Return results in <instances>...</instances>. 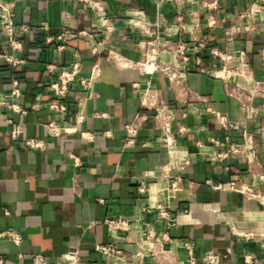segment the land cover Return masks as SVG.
<instances>
[{
	"label": "crops",
	"instance_id": "crops-1",
	"mask_svg": "<svg viewBox=\"0 0 264 264\" xmlns=\"http://www.w3.org/2000/svg\"><path fill=\"white\" fill-rule=\"evenodd\" d=\"M3 1L14 4L21 45L11 44L0 20V91L27 113L0 106V232L12 228L22 234L19 244L0 237L2 264H35L38 254L47 264H66L67 251H79L84 264H264V180L258 175L264 171V0H117V15L104 1L116 23L107 37L84 1ZM136 18L158 37L130 23ZM62 27L89 31L106 49L94 54L89 41L77 38L60 51L55 36ZM178 41L205 45L200 53L190 51L183 89L162 70L178 63L175 54L152 52ZM210 47L231 53L229 65L241 67L229 78L240 88L237 96L228 93L224 62ZM4 56L22 62L10 64ZM73 61L81 63L80 77L89 78L96 65L99 75L88 86H71L64 115L45 102L59 70ZM14 81L20 97L11 95ZM204 102L227 113L239 129L227 131L202 113ZM158 104L175 115L181 149L176 156L190 160L180 190L167 204L174 224L155 205L165 203L161 174L173 157L158 140ZM138 119L134 141L126 145V125ZM50 122L58 131H51ZM16 125L23 133L13 138ZM184 125L192 131L178 134ZM30 138L42 147H28ZM248 140L257 143L260 165L249 163ZM229 142L242 145L241 152L216 158ZM141 185L149 193H140ZM244 185L254 193L235 188ZM119 217L131 219L129 229L106 223ZM150 229L153 252L143 245ZM111 242L133 259L123 263L96 250ZM211 252L217 262L204 260Z\"/></svg>",
	"mask_w": 264,
	"mask_h": 264
},
{
	"label": "built area",
	"instance_id": "built-area-1",
	"mask_svg": "<svg viewBox=\"0 0 264 264\" xmlns=\"http://www.w3.org/2000/svg\"><path fill=\"white\" fill-rule=\"evenodd\" d=\"M86 2L89 6H91L98 17V24L96 28L99 30L100 33L104 34L106 37L111 34V32L115 29L116 23L114 18L109 13L108 9L105 6L103 0H81ZM253 11H260V7H253ZM15 16L14 12V4L7 3L3 0H0V20L3 24L4 32L8 37L11 44L14 47H20L21 43L16 39L17 31L15 29V25L13 22ZM68 17V14H66ZM131 24L143 29L146 33L153 35H157L158 33L153 29V27L143 21L142 18H136L130 21ZM213 23V21H212ZM211 23V24H212ZM185 25L182 26V29H185ZM25 29V28H22ZM55 38L60 41L58 49L60 51L65 50L68 46V41L83 38L90 42V49L91 51L96 54L102 52L106 49L103 41H96L94 40L93 33L86 31V30H76L75 28L69 27H62L61 30L56 34ZM204 44L202 42L194 43L192 45L178 41L175 45L165 44L159 49L156 47L152 48V52H157L159 50H169L175 54L176 58L178 59V63L176 64H167L162 66L163 72L168 76L171 84L179 89L187 88L186 87V80L188 69L186 67V62L189 60V53L190 51H196L200 53L201 49L204 48ZM148 49V47H147ZM210 52L219 57L223 62V68L221 69V76L225 80V86L227 88L228 93L231 95L237 96L240 88L237 85L232 84L229 81V78L234 74L241 73V67L236 65H229V62L233 60V55L231 53H226L220 50L218 47H210ZM244 56V52L241 53ZM8 63L10 64H18L22 62L20 59H16L13 56L7 57L4 56ZM261 58L264 61V48L261 50ZM56 68L55 65H50L49 69L54 70ZM80 70H81V63L80 61H73L69 66L64 67L59 70L56 79L50 84V88L53 92V96L48 99L45 104L48 108L54 112H59L61 114H66L69 107H68V96L71 86L75 82H79L83 86H88L98 75H99V67L96 65L93 67L91 75L89 78L80 77ZM11 95L14 97H20V89L18 87V82L14 81V87L11 92ZM250 99V97H249ZM40 102H36L34 107L40 106ZM244 107L247 109H252L251 105L248 101H243ZM0 106H9L14 110L26 114L27 111L23 109L21 106L17 104H12L7 99V95L0 91ZM154 115L153 118L157 124V127L160 131L159 135V142L161 145L166 147L168 152H170L173 157L168 165L165 167L163 173L161 174L162 179L165 181V185L163 188L159 189V192H163L165 196V200L163 202L156 203V207L159 209L160 215L162 217H166L170 219V223L174 224L175 219L171 217L170 212L168 210V203L169 201L174 198L177 192L181 188V173L185 169V167L189 164V158H183L176 156L181 152L179 140L177 137V133L173 130V123L175 120V115L173 112L168 109L163 104H158L154 106ZM202 113L204 114H211L213 115L218 123L225 128L227 131H233L239 129V126L229 119L227 113L217 111L213 105L209 102H204V107L202 109ZM141 118V116L139 117ZM139 119L137 122L131 123L126 125V130L128 133V138L126 140V145H130L134 141V136L137 133L139 127ZM48 127L51 131H58V124L56 122L48 123ZM66 129V128H65ZM192 131L191 126L184 125L178 129V134H186ZM23 133L22 128L20 125H16L11 130V136L13 138H18ZM246 136V134H244ZM227 141H229V137H227ZM26 145L31 148H41L42 142L37 139H27L25 141ZM248 147V156H249V163H259V152L257 143L253 140L247 141ZM242 150V145L238 143H228V148L224 151H221L216 154V158L224 159L229 155L238 154ZM260 165V163H259ZM259 177L264 180V171L258 172ZM223 185L220 184L218 187H222ZM241 186V185H240ZM236 186V189H243L244 192L248 194H253V188L247 185L243 187ZM140 193H149L150 187H145L141 185L139 189ZM143 210H145L143 208ZM106 223L113 229H129L131 224V219H126L119 217L117 219L107 220ZM1 238H7L13 241L16 244H19L22 241V234L15 229L9 228L2 232H0ZM156 244V239L152 233V229L148 231L146 234L145 239L143 240V245L146 246V250L148 252H153V249ZM185 245L190 248L189 243H185ZM96 250L123 263H127L133 259V255L127 253L115 242L111 243H100L96 245ZM63 259L66 261V264H84V262L80 258L79 251H67L62 255ZM219 256L217 253H208L204 260L206 262H217ZM247 262L250 263L251 259L246 258ZM3 263V260L0 259V264ZM35 264H47L45 256L38 254L34 257ZM194 264V261L191 262Z\"/></svg>",
	"mask_w": 264,
	"mask_h": 264
},
{
	"label": "water",
	"instance_id": "water-1",
	"mask_svg": "<svg viewBox=\"0 0 264 264\" xmlns=\"http://www.w3.org/2000/svg\"><path fill=\"white\" fill-rule=\"evenodd\" d=\"M107 3L109 10L112 12V14L117 15L118 14V1L117 0H103Z\"/></svg>",
	"mask_w": 264,
	"mask_h": 264
},
{
	"label": "bare ground",
	"instance_id": "bare-ground-1",
	"mask_svg": "<svg viewBox=\"0 0 264 264\" xmlns=\"http://www.w3.org/2000/svg\"><path fill=\"white\" fill-rule=\"evenodd\" d=\"M155 191H156V189H155ZM151 192H152V189H151Z\"/></svg>",
	"mask_w": 264,
	"mask_h": 264
}]
</instances>
